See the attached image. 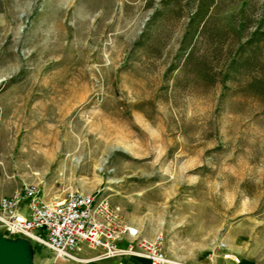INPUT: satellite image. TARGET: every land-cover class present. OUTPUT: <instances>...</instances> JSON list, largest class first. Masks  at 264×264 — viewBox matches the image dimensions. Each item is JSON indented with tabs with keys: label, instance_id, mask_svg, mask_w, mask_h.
<instances>
[{
	"label": "rangeland",
	"instance_id": "rangeland-1",
	"mask_svg": "<svg viewBox=\"0 0 264 264\" xmlns=\"http://www.w3.org/2000/svg\"><path fill=\"white\" fill-rule=\"evenodd\" d=\"M29 183L264 264V0H0V197Z\"/></svg>",
	"mask_w": 264,
	"mask_h": 264
},
{
	"label": "built area",
	"instance_id": "built-area-1",
	"mask_svg": "<svg viewBox=\"0 0 264 264\" xmlns=\"http://www.w3.org/2000/svg\"><path fill=\"white\" fill-rule=\"evenodd\" d=\"M0 225L8 235H27L53 251L51 264L71 259L83 248L98 252V259L136 256L150 264H186L168 256L166 238H153L129 221L106 194L105 188L92 193L71 192L64 199H45L35 184H24L11 195L0 197ZM220 242L216 249H225ZM215 252L209 253L213 259ZM225 259L240 262L231 253Z\"/></svg>",
	"mask_w": 264,
	"mask_h": 264
},
{
	"label": "crops",
	"instance_id": "crops-1",
	"mask_svg": "<svg viewBox=\"0 0 264 264\" xmlns=\"http://www.w3.org/2000/svg\"><path fill=\"white\" fill-rule=\"evenodd\" d=\"M133 224H136L139 227L143 228L144 234L148 238H153L157 234V233H154L153 231L149 232L147 228L142 224H137V223H133ZM166 250H167V247H166ZM211 252H215V256L213 259L209 258V253ZM228 252L233 254L234 256H237L231 251V249H229L228 246L225 249H219V250L212 249L206 254V256L200 258L197 261L185 260L182 257L170 254L169 251H167V254L169 257L182 261L186 264H260V263L254 262L253 260L249 258H242V259L240 258V262H235L233 259H225L223 255ZM90 253L92 255H90ZM75 255L79 260H75L73 263H71L70 261H66V262H62L61 264H64V263L69 264V262L71 264H76V263H82V264H150V262L147 259L136 257V256L98 259L97 258L98 252L94 250H90L88 248H83L81 251H77Z\"/></svg>",
	"mask_w": 264,
	"mask_h": 264
},
{
	"label": "water",
	"instance_id": "water-1",
	"mask_svg": "<svg viewBox=\"0 0 264 264\" xmlns=\"http://www.w3.org/2000/svg\"><path fill=\"white\" fill-rule=\"evenodd\" d=\"M0 264H23L22 260L15 254V249L10 248L0 241Z\"/></svg>",
	"mask_w": 264,
	"mask_h": 264
},
{
	"label": "bare ground",
	"instance_id": "bare-ground-1",
	"mask_svg": "<svg viewBox=\"0 0 264 264\" xmlns=\"http://www.w3.org/2000/svg\"><path fill=\"white\" fill-rule=\"evenodd\" d=\"M71 261H75V259H71L70 262H71Z\"/></svg>",
	"mask_w": 264,
	"mask_h": 264
}]
</instances>
